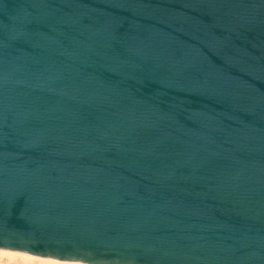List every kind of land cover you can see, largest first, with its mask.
Here are the masks:
<instances>
[{"label":"water","instance_id":"obj_1","mask_svg":"<svg viewBox=\"0 0 264 264\" xmlns=\"http://www.w3.org/2000/svg\"><path fill=\"white\" fill-rule=\"evenodd\" d=\"M0 250L264 264V0H0Z\"/></svg>","mask_w":264,"mask_h":264},{"label":"bare ground","instance_id":"obj_2","mask_svg":"<svg viewBox=\"0 0 264 264\" xmlns=\"http://www.w3.org/2000/svg\"><path fill=\"white\" fill-rule=\"evenodd\" d=\"M0 256H8V258L20 257L25 262L31 263L32 261H36L37 264H78V263H65V262H59L55 260L42 259V258L27 255V254H23V253L3 251V250H0Z\"/></svg>","mask_w":264,"mask_h":264},{"label":"rangeland","instance_id":"obj_3","mask_svg":"<svg viewBox=\"0 0 264 264\" xmlns=\"http://www.w3.org/2000/svg\"><path fill=\"white\" fill-rule=\"evenodd\" d=\"M0 264H37L36 261L31 263L23 261L20 257L8 258V256H0Z\"/></svg>","mask_w":264,"mask_h":264}]
</instances>
